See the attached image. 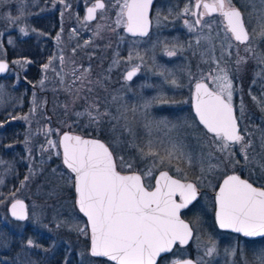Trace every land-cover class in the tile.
Masks as SVG:
<instances>
[{
	"label": "rangeland",
	"instance_id": "obj_1",
	"mask_svg": "<svg viewBox=\"0 0 264 264\" xmlns=\"http://www.w3.org/2000/svg\"><path fill=\"white\" fill-rule=\"evenodd\" d=\"M92 1L65 0L70 5L66 8L59 0H0V59H9L11 65L6 76L0 79V201H3L0 202V264H110L91 258L87 252V235L75 230L77 226L85 228L86 223L74 206L72 176L62 166L58 137L64 130L79 134L82 130L89 133L95 130L109 146L120 172L143 174L152 167L153 161L142 158L139 148L144 147L148 139L163 135L155 127L150 135L144 127L153 120L186 123L188 136L185 142L194 161L191 165L175 161L169 172L196 182L201 190L195 207L185 215L193 228L192 241L185 247L174 248L157 264H168L187 256L193 257L197 264H243L242 253L248 264H252L254 257L264 250V239L250 242L207 225L213 216L211 191L229 170L241 168L254 180L260 179L264 183V150L260 147L264 135V107L257 102H264V76L255 75L259 69L250 73V81L255 79V84L263 88L251 91L257 101L244 99L241 90V101L232 105L237 110L245 143L253 142V147L248 149L252 163L246 164L240 154V145H234L232 150L236 155L232 163L212 159L211 163L218 167L202 174L201 168H206L208 161L205 157L202 164L199 157L201 151L207 154L210 142L187 107L191 86L199 80L201 73L207 76L215 62L202 63L199 52L193 55L194 40L193 49L187 47L186 42L193 39V34L185 27L184 19L193 18L185 13V9L192 10L194 0H185L181 5H177L179 0H157L153 29L144 39L124 36L123 24L115 27L119 9L111 4L106 12L97 11V18L85 23L83 8ZM106 2L110 3V0ZM233 2L245 14L252 10V5L245 7L244 0ZM254 3L257 10L264 9L260 0H254ZM16 17L19 20L13 23L10 18ZM98 24L112 25L115 30L106 27L96 34ZM255 26L253 19L250 32ZM21 28L27 35L20 31ZM184 32L188 34L186 38ZM219 34L223 36V31ZM174 43L183 44V49L173 57L164 55L165 45L171 49ZM134 50L140 53L143 62L137 59L128 62L127 57ZM92 56L95 57L94 71L90 61ZM60 57L64 58L63 63ZM50 61L46 71L44 65ZM134 64H140V72L132 81L124 80V72ZM81 73H84L83 80L77 79ZM229 76L234 87L239 77L231 72ZM172 80L177 82L176 85L171 83ZM207 82L211 84L210 80ZM236 91L233 89V94ZM77 93L79 99H75ZM156 97L162 100L153 102ZM94 103L100 107L90 109ZM145 103L150 106L144 108ZM132 109H136L135 113ZM88 110L94 114L108 111L119 119L106 117L100 123H92L83 114ZM7 124L14 130L10 135H22L19 143L2 142L5 134L1 131ZM125 125L132 129L135 137ZM49 140L57 146L49 145ZM10 146L11 156H7L3 150ZM211 151L215 152V148ZM129 163L133 165L131 169L126 166ZM177 167L183 172H177ZM159 170L168 168L154 170L151 176L142 175L145 184L151 186L152 178ZM202 175L201 184L198 178ZM25 177L29 179L26 181ZM12 193L14 197L10 195ZM14 198L27 202L29 220L16 222L10 219L5 209ZM33 213L39 216L41 225L33 223ZM196 217L199 221L194 224ZM28 239L34 241V247H25ZM213 244L215 252L206 255ZM232 249H236L234 256L229 254ZM60 250L65 252L61 263L56 259Z\"/></svg>",
	"mask_w": 264,
	"mask_h": 264
},
{
	"label": "snow or ice",
	"instance_id": "obj_2",
	"mask_svg": "<svg viewBox=\"0 0 264 264\" xmlns=\"http://www.w3.org/2000/svg\"><path fill=\"white\" fill-rule=\"evenodd\" d=\"M152 2L153 0H110L109 3L106 0H94L91 6L87 7L84 22L95 20L97 10L103 14L111 4L119 9L115 27L123 24L124 30L132 36H145L148 34V11ZM59 3L64 4L66 8L70 7L65 0H59ZM260 3L264 4V0H260ZM244 5L245 7L252 5V10L245 14L233 4V0H196L195 11L185 9V13L193 17L192 20L184 19L185 27L189 33L193 34V39L186 42L187 47L193 49L194 40L193 55L199 52L202 63L215 62L216 65L210 69L207 76L201 73L199 77L201 81L210 80L213 85L211 88L206 82L195 84V113L199 124L205 130L203 135L208 137L210 142L207 154L201 151L199 157L202 164L205 157L208 161L207 167L201 168L202 174L210 173L218 167L211 163L212 159L224 164L232 163L236 155L232 150L234 145H240V154L245 163H252L248 149L253 147V142L248 140L245 143V135L240 133L237 119L233 114V80L229 76L233 69L220 65V61L229 63L225 60V55L229 58L232 56V52L226 49H234L235 72L243 71L248 61L254 59L260 68L255 75L264 76V67H261L264 66V54L258 51L260 40H264V9L257 10L254 0H244ZM213 13H218L222 17L223 36L219 34V29L217 34L213 35V24L216 23L212 19ZM10 19L13 23L19 20L18 17ZM253 19L256 21V26L252 27L250 32L249 26L252 25ZM106 27L115 30L112 25L98 24L96 34ZM20 31L27 35L25 29L21 28ZM218 41L221 54L217 60L212 54L216 51ZM240 46H244L243 51L246 55L240 54ZM183 47V44L178 46L174 43L169 49L165 45L163 54L173 57ZM133 59L143 62V57L135 50L127 57L128 62ZM60 61L63 63L64 58L60 57ZM50 65L51 61L44 65V69L47 71ZM7 67L6 63L0 62V73ZM140 70V64L131 65L124 79L133 80ZM73 71L75 72V69ZM83 78L84 73L77 77L81 80ZM40 83L43 85L44 81L41 80ZM171 83L176 85L177 82L172 80ZM252 83L255 84L256 80L253 79ZM88 91L90 92L91 89ZM79 98L77 93L75 99ZM252 99L257 101L255 96ZM156 100H162V98L156 97L153 102ZM257 102L264 107V102ZM149 106L150 103L143 105L144 108ZM99 107L98 103L90 105V109ZM65 108L67 110V105ZM132 111L135 113L136 109ZM83 114L87 115L92 123H100L106 117L110 120L119 119L112 117L108 111H96L94 114L92 110H88ZM22 119L27 120L28 117H22ZM125 127L135 137L132 129L128 125ZM144 127L148 129L150 135L153 127L162 131L163 135L158 139H148L144 147L139 148L142 158H151L153 161L152 167L146 169L143 174L135 172L122 174L118 171L112 152L99 140L83 139L80 136L64 133L58 142L63 147V163L74 174L71 179L78 194L76 205L79 212L87 218L86 227L77 226L75 230L88 235L90 229V255L107 258L111 264H157V258L162 253L171 252L177 245H186L193 237V228L181 219L180 213L181 210H192L195 207L199 195L197 183L182 182L181 179H174L169 174L175 161L189 165L194 161L193 155L187 151L189 146L185 142L188 126L179 121L153 120L146 123ZM48 144L52 147L57 146L51 140ZM213 147L215 152L211 151ZM260 147L264 150V135L261 136ZM216 153L220 155L217 156ZM121 160H123L122 157ZM235 163L238 164L239 161L236 160ZM126 166L131 169L133 165L129 163ZM162 168H168V170H160L156 183L152 186L153 190H148L143 183L142 175L151 176L154 170ZM176 171L183 172L179 167ZM28 179L29 177H25L26 181ZM198 179L202 184L203 175ZM10 195L14 197L15 194ZM177 196H179V202L175 199ZM215 204V219L220 229H229L248 238L264 237V188L254 187L246 180H241L239 176L230 175L219 187ZM10 213L17 221H27L30 218L24 201L20 199H14L11 203ZM32 220L36 225H41L37 214H32ZM198 221L199 218L196 217L193 223ZM60 226L57 225V227ZM34 246L32 239L26 241V248ZM214 252L215 244L207 249L206 255H212ZM229 254L234 256L236 249L230 250ZM242 259L243 264H248L243 253ZM172 264H193V261L177 259L173 260ZM252 264H264V250L254 257Z\"/></svg>",
	"mask_w": 264,
	"mask_h": 264
},
{
	"label": "flooded vegetation",
	"instance_id": "obj_3",
	"mask_svg": "<svg viewBox=\"0 0 264 264\" xmlns=\"http://www.w3.org/2000/svg\"><path fill=\"white\" fill-rule=\"evenodd\" d=\"M93 2V1H92ZM157 0H154L153 1V3H152V6H151V11H150V26H149V31H148V34L146 35V36H144V37H141V36H129V35H127L125 32H124V27H122V33H123V35L124 36H126L127 38H141V39H144V38H146L147 36H149L150 35V33H151V31H152V29H153V27H151L152 26V21H153V19H152V17H153V12H154V7L157 5ZM183 3H185V0H179L178 1V4L177 5H181V4H183ZM195 3H196V0H194V2L192 3L193 4V8H192V11H195L196 9L194 8V5H195ZM91 4V3H90ZM233 4L235 5V3L233 2ZM87 5H89V4H87ZM86 5V6H87ZM85 6V7H86ZM236 6V5H235ZM237 7V6H236ZM237 8H239V7H237ZM84 9V8H83ZM240 9V8H239ZM241 10V9H240ZM200 11H203V9H200ZM242 11V10H241ZM193 18V17H192ZM207 19V18H206ZM212 19H214L215 21H216V23L215 24H213V35H216V32H217V30L219 29V31H222V28H223V22H222V17H220L219 16V14L218 13H213V15H212ZM205 31H207L206 29H205ZM250 31V30H249ZM188 36V34L187 33H185L184 32V37L186 38ZM243 47L244 46H240V54L241 55H246V53H244V51H243ZM226 51H231L232 52V56H231V58H229L227 55H225V60H228L229 61V63L228 64H225L224 63V61H220V65L222 66V67H229V68H231V69H233L232 71H231V74H233V73H235L236 74V78L237 77H239V79H237V82H235V86L233 87V89L235 90V89H237L238 91H236L235 92V94H233V100H232V105H233V103H236V101L238 102V100L239 101H241V97H240V91L242 90V97L245 99L246 98V100H249L250 102H252V95H251V91H253L254 89H256V90H259V89H263L261 86H258V85H256V84H252V82L250 81L251 80V74L250 73H252L253 71L255 72L256 70H260V68L257 66V63H256V61L254 60V59H250L249 61H248V63L244 66V70L243 71H241V72H239V73H237V72H235V65H234V61H235V59H236V55H235V50L234 49H226ZM258 51L260 52V53H262V54H264V40H260V42H259V44H258ZM220 44H219V42H217V44H216V51L214 52V54L213 55H215V58L218 60L219 59V57H220ZM9 60V59H8ZM216 66V65H215ZM261 67H264V66H261ZM243 78H245V80H243ZM239 80V81H238ZM197 82V81H196ZM206 83H208L209 84V86L210 87H212V85L209 83V82H207V81H205ZM195 83V82H194ZM193 86H194V84L191 86L192 87V89H191V92H190V104H189V106L187 107L188 109H189V111L192 113V110H191V95H192V91H193ZM236 86H238L237 88H235ZM251 90V91H250ZM242 98V99H243ZM234 110H235V116L237 115V110H236V108L234 107ZM193 114V113H192ZM193 116H194V114H193ZM195 117V116H194ZM193 117V118H194ZM195 120H196V118H195ZM197 121V120H196ZM238 126L240 127L239 128V130L241 131V127L242 126H240L241 124L239 123V120H238ZM10 125L11 124H7L6 126L7 127H10ZM201 126V125H200ZM202 127V126H201ZM10 128H12V127H10ZM203 128V127H202ZM1 132H3V130L1 131ZM12 132H14V130H12ZM18 132H19V130H18ZM19 137L21 136V135H18ZM10 136L9 135H5L4 136V139H2V142H4L5 143V141H8L9 139H10V141H11V139H13V138H9ZM21 141V140H20ZM18 143H19V141H18ZM12 150V147L10 146V147H8V149H4L3 151H6V153H7V156H11V154L9 153V151H11ZM116 165H117V170H118V166H119V164H117L116 163ZM229 174H236V176H239L241 179H244V180H246L247 182H249V183H251L253 186H255V187H261V188H264V183L262 182V180H254V178H252V177H250L251 175H248L247 174V171H245V170H242L241 168H238V167H234V168H232V170H229L227 173H225V175H223V176H221L220 178H219V180H218V183L216 184V186H215V188H214V190H212L211 191V200H212V207H213V210H212V213H213V216H212V218L211 219H209L208 221H209V224L207 225L210 229L211 228H216L218 231L220 230V231H225V232H228V233H232V234H234L236 237H238L239 239L240 238H242L243 239V237L242 236H240L239 237V235L237 234V233H235V232H232L231 230H228V229H220L219 228V226H218V224L216 223V219H215V214H216V204H215V197H216V195L218 194V191H219V187L220 186H222V184H223V180H224V178L227 176V175H229ZM172 175V174H171ZM154 179H155V176H153V178H152V185L151 186H148L147 184H145V182L143 181V183H144V185L147 187V188H152V186L154 185ZM184 180H189V179H184ZM192 181V180H191ZM194 183H196V182H194ZM198 193H199V195H198V199L200 198V195H201V190H199V187H198ZM198 199H197V201H198ZM196 201V202H197ZM196 202H195V204H196ZM191 207V206H190ZM192 210H182L181 211V216L184 218V219H187L186 217H185V215H189V213L191 212ZM188 220V219H187ZM86 223V222H85ZM86 227V226H85ZM89 234L86 236L87 237V245H88V247H87V252H88V255L91 257V258H93V259H97V260H100V261H104V262H108L106 259H101V258H98V257H93V256H91L90 255V253H89V245H90V242H89ZM64 254H65V252H63L62 250H60L59 251V254H58V256H57V258L56 259H58V262L59 263H61V259L62 258H64Z\"/></svg>",
	"mask_w": 264,
	"mask_h": 264
},
{
	"label": "water",
	"instance_id": "obj_4",
	"mask_svg": "<svg viewBox=\"0 0 264 264\" xmlns=\"http://www.w3.org/2000/svg\"><path fill=\"white\" fill-rule=\"evenodd\" d=\"M154 1V0H153ZM93 2H94V0H93ZM153 3V2H152ZM89 6H91V4H89V5H87L85 8H84V18H85V16L87 15V7H89ZM152 6V5H151ZM151 6H150V8H149V11H148V19H149V26H150V11H151ZM93 21V20H92ZM88 22H91V21H88ZM124 30V29H123ZM148 31H149V27H148ZM124 32L127 34V35H129V36H132L130 33H128L127 31H125L124 30ZM139 36V35H138ZM146 36V35H145ZM134 37V36H133ZM137 37V36H136ZM141 37H144V36H141ZM0 62H3V63H6L7 64V69L4 71V72H2V73H0V78L1 77H5L6 76V74L8 73V71H9V68H10V63H9V61L7 60V59H0ZM131 68H128L127 70H130ZM126 70V71H127ZM126 71L124 72V76H125V74H126ZM137 76V75H136ZM135 76V77H136ZM134 77V78H135ZM133 78V79H134ZM125 80V79H124ZM197 82H205V81H201V80H198ZM195 84H196V82L194 83V86H193V91H192V95H191V110H192V113L194 114V118H196V120H197V122L199 123V119H198V117L196 116V113H195V108H194V105H195ZM210 87V86H209ZM211 88V87H210ZM233 114H234V116H235V110H234V106H233ZM236 117V116H235ZM237 119V118H236ZM237 123H238V120H237ZM239 125V124H238ZM202 126V125H201ZM239 127V126H238ZM64 133H68V134H70V135H74V136H80V137H82L83 139H91V140H99L101 143H104V141L103 140H101V139H99V138H96V137H91V136H82L81 134H79V133H74V132H68V130H64V131H62L60 134H59V137H58V142L62 139V136H63V134ZM105 144V146L106 147H108L107 146V144L106 143H104ZM59 145V144H58ZM109 148V147H108ZM59 149H60V155H61V160H62V164H63V166H65L66 167V169L70 172V174H72V176L74 177V174L73 173H71V171H70V169H68L67 168V166L63 163V147H62V145H59ZM122 173V172H121ZM132 172H124V173H122V174H131ZM136 173V172H135ZM139 174V173H138ZM230 175H236V174H229V175H227L224 179H227V177L228 176H230ZM158 176H159V171L156 173V175H155V179H154V185H155V183H156V178H158ZM173 178L174 179H179V178H177V177H175V176H173ZM241 179V178H240ZM182 180V179H181ZM241 180H244V179H241ZM182 182H192V181H184V180H182ZM249 183V182H248ZM153 185V186H154ZM255 187V186H254ZM258 188H261V187H258ZM148 190H153V187L151 188V189H148ZM74 193H75V205H76V200L78 199V194L76 193V191H75V188H74ZM14 199H20V200H23L24 201V203H25V205H26V207H27V203H26V201L24 200V199H21V198H14ZM14 199L13 200H11L8 204H7V208H6V210H7V214H8V216L10 217V219L11 220H14V221H17V220H15V218H13L12 216H11V213H10V206H11V203L12 202H14ZM176 200H177V202H179V196H177L176 198H175ZM76 207H77V209H78V206L76 205ZM28 211V210H27ZM78 211H79V209H78ZM182 211V210H181ZM82 214V213H81ZM82 216H84L83 214H82ZM84 218H85V220H86V222H87V218L84 216ZM181 219H183L182 217H181ZM185 222H186V220L185 219H183ZM187 223H189V222H187ZM190 225V224H189ZM229 230V229H228ZM88 232H89V242H90V245H89V253H90V247H91V239H90V229L88 230ZM239 234V233H238ZM239 235H241V236H243L242 234H239ZM244 237V236H243ZM245 238H248V237H245ZM253 238H260L259 236L258 237H253ZM189 241H191V239L189 240ZM189 243V242H188ZM187 243V244H188ZM186 244V245H187ZM185 246V245H184ZM169 253V252H168ZM168 253H162L161 254V256L160 257H158L157 258V261L162 257V256H164V255H166V254H168ZM99 258H103V257H99ZM103 259H107V258H103ZM185 259H190V260H192L193 261V264H197V263H195L196 261L192 258V257H184V258H179V260H185ZM177 260V259H176ZM169 264H172V262L171 263H169Z\"/></svg>",
	"mask_w": 264,
	"mask_h": 264
},
{
	"label": "trees",
	"instance_id": "obj_5",
	"mask_svg": "<svg viewBox=\"0 0 264 264\" xmlns=\"http://www.w3.org/2000/svg\"><path fill=\"white\" fill-rule=\"evenodd\" d=\"M94 58L95 57H93L92 56V58H91V62L94 64ZM83 64H85V62H83ZM95 67H96V65L94 64L93 65V71H94V69H95ZM27 76V75H26ZM243 80H245V78H243ZM12 129L13 128H10V127H7V126H5L4 128H3V134H5L6 136L7 135H10V133H12ZM80 134H82V135H85V136H94V137H98V138H101L102 136H101V134L99 133V132H96L95 130H92V131H90V133H89V131H87V130H82V132L80 133ZM22 136V135H21ZM19 137L18 136V134L17 135H15V136H13L12 134L10 135V137L11 138H13V139H11V141H10V139L8 140V142L9 143H11V142H17V141H20L21 139H22V137ZM9 137V138H10ZM102 139V138H101ZM66 169V168H65ZM260 239H264V237L263 238H260ZM250 242H253V241H259V239H257V240H254V239H251V240H249ZM165 258V257H164Z\"/></svg>",
	"mask_w": 264,
	"mask_h": 264
}]
</instances>
